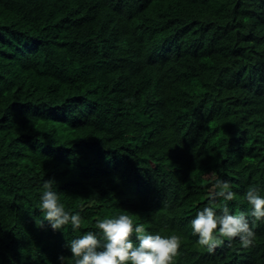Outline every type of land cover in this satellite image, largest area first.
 Listing matches in <instances>:
<instances>
[{
  "label": "trees",
  "instance_id": "obj_1",
  "mask_svg": "<svg viewBox=\"0 0 264 264\" xmlns=\"http://www.w3.org/2000/svg\"><path fill=\"white\" fill-rule=\"evenodd\" d=\"M215 178L233 213L264 189V0H0V264L71 255L36 226L44 180L81 233L125 212L180 237L172 264H264V221L196 243Z\"/></svg>",
  "mask_w": 264,
  "mask_h": 264
},
{
  "label": "clouds",
  "instance_id": "obj_2",
  "mask_svg": "<svg viewBox=\"0 0 264 264\" xmlns=\"http://www.w3.org/2000/svg\"><path fill=\"white\" fill-rule=\"evenodd\" d=\"M215 176V174H212ZM264 189L250 186L243 199L250 212L233 213L227 202L236 193L230 181L215 178L209 190L208 203L196 211L190 221L191 234L196 243L211 253L227 239L234 238L242 247L253 245L255 226L264 221ZM217 201H223L218 205ZM40 216L36 226L45 222L52 231L64 233L67 228L77 235L67 240L65 247L70 256L60 255L59 264H172L180 248V237L149 232L144 223H135L132 215L121 212L97 220V231L79 232L83 223L80 212H73L61 201L54 180H44L37 205ZM219 207V211L217 208Z\"/></svg>",
  "mask_w": 264,
  "mask_h": 264
}]
</instances>
